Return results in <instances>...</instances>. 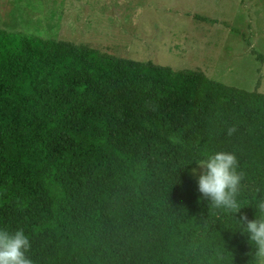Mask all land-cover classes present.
I'll return each mask as SVG.
<instances>
[{
  "label": "trees",
  "instance_id": "trees-1",
  "mask_svg": "<svg viewBox=\"0 0 264 264\" xmlns=\"http://www.w3.org/2000/svg\"><path fill=\"white\" fill-rule=\"evenodd\" d=\"M217 151L243 174L235 216L191 176ZM261 198L264 94L0 29V227L32 264H253L234 220Z\"/></svg>",
  "mask_w": 264,
  "mask_h": 264
},
{
  "label": "rangeland",
  "instance_id": "rangeland-1",
  "mask_svg": "<svg viewBox=\"0 0 264 264\" xmlns=\"http://www.w3.org/2000/svg\"><path fill=\"white\" fill-rule=\"evenodd\" d=\"M0 29L264 94V0H0Z\"/></svg>",
  "mask_w": 264,
  "mask_h": 264
},
{
  "label": "clouds",
  "instance_id": "clouds-1",
  "mask_svg": "<svg viewBox=\"0 0 264 264\" xmlns=\"http://www.w3.org/2000/svg\"><path fill=\"white\" fill-rule=\"evenodd\" d=\"M203 171L198 176V191L214 208L235 216L243 207L238 199L243 174L237 171L234 153L217 151L196 160ZM255 218L234 220V227L246 234L254 248L253 264H264V198L254 204ZM245 221V222H242ZM30 241L24 229L0 227V264H32L28 256Z\"/></svg>",
  "mask_w": 264,
  "mask_h": 264
}]
</instances>
